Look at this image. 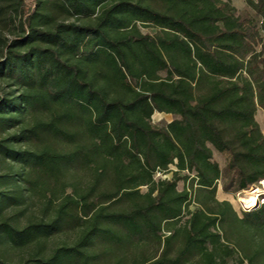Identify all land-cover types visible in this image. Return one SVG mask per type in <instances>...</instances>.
Returning <instances> with one entry per match:
<instances>
[{"label":"trees","instance_id":"trees-1","mask_svg":"<svg viewBox=\"0 0 264 264\" xmlns=\"http://www.w3.org/2000/svg\"><path fill=\"white\" fill-rule=\"evenodd\" d=\"M244 3L0 0V264H264V204L217 199L213 158L224 191L264 178Z\"/></svg>","mask_w":264,"mask_h":264},{"label":"rangeland","instance_id":"rangeland-1","mask_svg":"<svg viewBox=\"0 0 264 264\" xmlns=\"http://www.w3.org/2000/svg\"><path fill=\"white\" fill-rule=\"evenodd\" d=\"M29 3L32 2L33 0H26ZM231 3L237 8V9H242L244 7V0H231ZM72 20V18L70 19ZM141 32L143 33H149L153 34L155 32V29L149 28V27H140ZM169 119L168 116H165L164 114H158V113H153L151 120L153 123H162V122H167ZM213 158L215 161H217L221 171L222 175L220 179L217 181V191H216V197L219 200H228L233 207L237 210L240 211L239 207V201L237 200L236 196L237 193L240 191L236 187H231L229 191H224L222 189V184L227 180V177L229 176L230 172L227 171L226 165L228 162L229 158V153L224 151V152H218L215 149H213ZM171 169H174V166H170ZM171 172L167 173H156L155 178L158 177H171ZM183 187V181L178 182V189H181ZM141 190L144 191L145 187H141ZM229 264H234L233 261H229Z\"/></svg>","mask_w":264,"mask_h":264},{"label":"built area","instance_id":"built-area-1","mask_svg":"<svg viewBox=\"0 0 264 264\" xmlns=\"http://www.w3.org/2000/svg\"><path fill=\"white\" fill-rule=\"evenodd\" d=\"M240 192H243L246 195L239 196ZM249 195L251 196L252 199H255V203L250 207L246 206L242 202V199L249 198ZM236 198L240 204L239 205L240 211H249L253 209L255 204H257L258 206L264 204V178H260L257 181L248 185L246 188L240 189V191L237 193Z\"/></svg>","mask_w":264,"mask_h":264},{"label":"crops","instance_id":"crops-1","mask_svg":"<svg viewBox=\"0 0 264 264\" xmlns=\"http://www.w3.org/2000/svg\"><path fill=\"white\" fill-rule=\"evenodd\" d=\"M154 113L164 114L165 116H168L169 117L168 121H170L172 119V115L171 114L161 113V112H154ZM255 119L258 122L260 130H261V133H262V135L264 137V109H262V108H258L257 109V111L255 113Z\"/></svg>","mask_w":264,"mask_h":264},{"label":"bare ground","instance_id":"bare-ground-1","mask_svg":"<svg viewBox=\"0 0 264 264\" xmlns=\"http://www.w3.org/2000/svg\"><path fill=\"white\" fill-rule=\"evenodd\" d=\"M243 204H245L246 206L250 207L255 203V199L252 198H243L242 199Z\"/></svg>","mask_w":264,"mask_h":264},{"label":"water","instance_id":"water-1","mask_svg":"<svg viewBox=\"0 0 264 264\" xmlns=\"http://www.w3.org/2000/svg\"><path fill=\"white\" fill-rule=\"evenodd\" d=\"M246 194L245 193H243V192H240L239 193V196H245ZM249 198H251V196L249 195ZM258 207V205L257 204H255L254 205V207L253 208H257Z\"/></svg>","mask_w":264,"mask_h":264}]
</instances>
